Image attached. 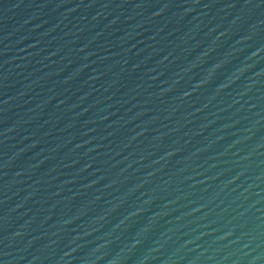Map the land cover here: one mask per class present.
Listing matches in <instances>:
<instances>
[{
  "label": "water",
  "instance_id": "water-1",
  "mask_svg": "<svg viewBox=\"0 0 264 264\" xmlns=\"http://www.w3.org/2000/svg\"><path fill=\"white\" fill-rule=\"evenodd\" d=\"M0 264H264V0H0Z\"/></svg>",
  "mask_w": 264,
  "mask_h": 264
}]
</instances>
